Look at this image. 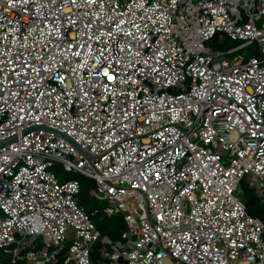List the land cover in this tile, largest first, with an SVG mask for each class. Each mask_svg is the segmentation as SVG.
I'll return each instance as SVG.
<instances>
[{
  "label": "built area",
  "instance_id": "1",
  "mask_svg": "<svg viewBox=\"0 0 264 264\" xmlns=\"http://www.w3.org/2000/svg\"><path fill=\"white\" fill-rule=\"evenodd\" d=\"M10 139L0 264H264L244 200L264 203V0H0ZM59 165L95 181L120 239Z\"/></svg>",
  "mask_w": 264,
  "mask_h": 264
},
{
  "label": "rangeland",
  "instance_id": "2",
  "mask_svg": "<svg viewBox=\"0 0 264 264\" xmlns=\"http://www.w3.org/2000/svg\"><path fill=\"white\" fill-rule=\"evenodd\" d=\"M245 41L243 40H234L231 38L226 39L225 42L223 43H219V41H214L209 43V45L211 47H213L214 49H220V50H228L237 46H240L244 43ZM240 53L246 55V58L252 57V56H258L260 57L261 54L259 52L258 46L257 44H250L249 46L243 48ZM55 173L57 174L58 178L62 181H68V180H72V179H78L79 181H81L82 179H86L89 180L90 182V188L92 187H96V183L94 180L87 178L86 176H83L81 174H76V173H71V172H67L65 171L64 167L62 165L57 166L54 169ZM92 185V186H91ZM244 188L245 190H247L248 192L251 190L253 192H251V194L256 195V191L253 189H249V187L247 185L244 184ZM250 194V195H251ZM248 195V196H250ZM251 197V196H250ZM244 200L246 201V196H244ZM262 203H257L256 207L260 208L263 207L264 208V203L263 201H261ZM106 207V203L103 201H99L97 200L95 197H89V199L87 200L86 203V209H91L95 212L96 209H99L101 212L99 213V215H97V217H92V220L97 224V226L101 229V232H105L108 231L110 228V225L115 223V217H109L105 212H104V208ZM89 211V210H88ZM249 214L252 215V213L250 212V210H248ZM91 214V213H90ZM121 237H119L118 239H120ZM117 239V240H118ZM115 240V239H114ZM0 258H2V251L0 250Z\"/></svg>",
  "mask_w": 264,
  "mask_h": 264
},
{
  "label": "trees",
  "instance_id": "3",
  "mask_svg": "<svg viewBox=\"0 0 264 264\" xmlns=\"http://www.w3.org/2000/svg\"><path fill=\"white\" fill-rule=\"evenodd\" d=\"M80 182H81V192L79 194L78 200H79V204L86 209L87 200L89 199V197L90 198L92 197V191H93L94 187L90 188L89 180L82 179ZM251 192H253V191L250 190L248 192L246 190V193H245L247 208H248V210H250V212L252 213L253 216L259 217L262 220H264V208L263 207H260V208L256 207V204L258 202L259 203H262V202L257 197V195H255V193L251 194ZM248 195H250L251 197ZM86 210L87 211L89 210L88 212L91 214L94 212L91 209H86ZM96 210L98 212L93 214L92 217H97V215H99V213L101 212L99 209H96ZM114 217H115V223L110 225V228L108 231H105V232L102 231L101 233L103 236H108L112 239L117 240L119 237H121L123 231L127 228V225H126V221H125L123 216L117 215V216H113V218ZM98 229L101 231V229L99 227H98Z\"/></svg>",
  "mask_w": 264,
  "mask_h": 264
},
{
  "label": "water",
  "instance_id": "4",
  "mask_svg": "<svg viewBox=\"0 0 264 264\" xmlns=\"http://www.w3.org/2000/svg\"><path fill=\"white\" fill-rule=\"evenodd\" d=\"M14 139H10V140H6V141H0V148L9 144L11 141H13Z\"/></svg>",
  "mask_w": 264,
  "mask_h": 264
}]
</instances>
